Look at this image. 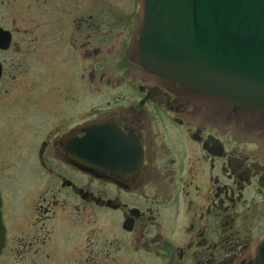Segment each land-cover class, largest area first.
<instances>
[{"label":"flooded vegetation","instance_id":"obj_1","mask_svg":"<svg viewBox=\"0 0 264 264\" xmlns=\"http://www.w3.org/2000/svg\"><path fill=\"white\" fill-rule=\"evenodd\" d=\"M86 2L0 0V264H255L264 111L144 69V0Z\"/></svg>","mask_w":264,"mask_h":264},{"label":"water","instance_id":"obj_2","mask_svg":"<svg viewBox=\"0 0 264 264\" xmlns=\"http://www.w3.org/2000/svg\"><path fill=\"white\" fill-rule=\"evenodd\" d=\"M138 49L150 72L264 110V0H145Z\"/></svg>","mask_w":264,"mask_h":264},{"label":"rangeland","instance_id":"obj_3","mask_svg":"<svg viewBox=\"0 0 264 264\" xmlns=\"http://www.w3.org/2000/svg\"><path fill=\"white\" fill-rule=\"evenodd\" d=\"M60 2V1H59ZM83 0H75V8H74V15H83V14H86V13H88L89 11L87 10L88 9V4H87V2H86V4L85 5H83ZM107 3H108V5H109V7L112 9V10H114V13L115 14H120V12H121V10H120V7L117 5V3H115L114 2V0H107ZM108 12H107V17H108V19H113V17L111 16V12H109L110 10H107ZM28 20L29 21H32V16H28ZM44 20H49V17H45L44 16ZM47 24V23H46ZM47 27H46V29H45V31H47V33H49L50 34V32H52L53 30H52V28H50V26H49V24H47L46 25ZM29 31L31 32V34H28L29 33ZM54 34V33H53ZM33 35H34V25L31 23V24H29L28 25V28H27V32L25 33V35L23 36V41L26 43V44H28V48H30L29 50H30V52L32 51V49H31V47H30V44L31 43H33L34 44V37H33ZM58 43H62V45L60 46V52H59V59H60V62H65L64 61V58H65V50H66V48H67V43H68V41H67V39H58ZM66 47V48H65ZM33 55H26V58H28V57H32ZM45 67V66H44ZM43 67V73L44 74H46L45 73V68ZM48 73V72H47ZM31 77H28V79L30 80V81H28V85H27V90H30L33 86H32V84H33V81H34V70H32L31 71ZM45 79H47V77H45L44 76V82H45ZM47 80H49V79H47ZM46 84H48V81L46 82ZM32 86V87H31ZM27 96V95H26ZM28 98H30V94L28 95ZM8 162L7 161H4V160H2V159H0V165H1V167H2V169H3V175L5 176V175H7L8 173H9V168H5L4 166H6V164H7ZM9 175V174H8ZM252 227H254V222L252 223V225H251ZM258 229V228H257ZM256 230H254L253 232H255ZM29 258V261L30 262H32V260L34 259V257H28ZM6 259H12V260H14L15 259V257H14V253H12L11 255H10V257H8V256H6Z\"/></svg>","mask_w":264,"mask_h":264}]
</instances>
